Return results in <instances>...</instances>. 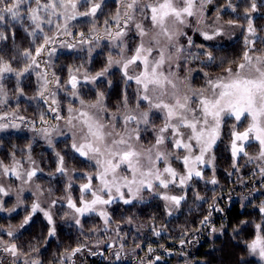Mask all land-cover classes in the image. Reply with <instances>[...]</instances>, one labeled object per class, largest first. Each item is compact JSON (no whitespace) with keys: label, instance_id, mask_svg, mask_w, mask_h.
Wrapping results in <instances>:
<instances>
[{"label":"trees","instance_id":"1","mask_svg":"<svg viewBox=\"0 0 264 264\" xmlns=\"http://www.w3.org/2000/svg\"><path fill=\"white\" fill-rule=\"evenodd\" d=\"M31 2L32 0H29V3ZM95 2L101 4L95 17H77L75 20L67 21V33H71L70 35L63 34L65 20L62 17H52L51 25L42 24L43 33L37 30L35 36L29 35L33 26L26 18L20 22L9 20L5 24H0V31H5L9 36L6 41H0V55L11 61L14 69H23L25 64L31 63V60L23 57L22 53L28 49L34 55L35 49L43 44L44 35L51 37L53 33L55 36L63 34V41L70 42L64 45L62 42V46L57 45L54 52L50 51L52 47L50 44L45 46L44 51L37 57L39 67L33 66L29 73L20 78L19 83L14 74H7L0 81L3 84V90L0 91V116L6 117L0 120V123L9 125L6 129L0 130L2 162L0 178L4 175L3 177H7L8 180L16 179V175L11 171L7 174L3 171V167L10 169L16 161L22 166L28 161L34 163L36 175L32 179L40 189L38 202L49 206V213L53 219V225H49L44 212L37 210L32 214L33 203H38L36 199L28 194L19 200L12 190L6 189L7 184L2 183L1 186L9 195L0 194V201L3 202L5 209L0 211V240L15 243L22 253L20 259L28 261L29 264L34 259L40 264L73 262V264H146L153 261L155 255L162 259L155 264H259L249 255L246 243L254 238L255 225L259 223L264 225V216L259 212L261 201L264 200V188L262 189L264 176L260 174V166L264 165L240 154L235 159L236 167H233L231 141L225 136L230 132V128L227 127L223 128L225 132L222 131L223 135L211 151L214 156L212 163L198 166L202 171V178L194 176L183 187L178 186V181L175 185L170 184L168 189L154 185L151 191L145 190L140 193L142 199H134L131 204L126 205L122 200L116 199L110 205L97 206L94 212L84 215L75 213V218L73 216L70 218L68 197L70 196L77 206H80V186L87 183L88 175L95 176L96 168L93 162L80 157L72 149L73 142L69 135L62 134L56 140L47 142L46 137L33 132L38 127L51 123L54 124L52 126L59 124L46 108L45 97L50 99V103H46L47 106H51L53 98L58 101L55 106L62 118L67 115L69 107L79 108L80 99L94 102L100 92L104 93L106 120H109L111 114L133 111L137 104L135 81H127L117 65H114L105 77L95 82L81 79L75 90L78 97L71 95L73 90L70 84L66 83L69 80L70 69L84 70L88 76H94L106 66L109 57L122 58L119 47L121 41L113 40L108 33L110 31L113 34L118 30L115 19L117 11L124 12V4L129 0ZM253 3L256 4V11H251ZM32 6H35L34 3ZM27 7L28 4L22 6V12ZM79 10L85 11L86 7L82 5ZM208 14L227 22L233 21L243 28L251 20L255 29L252 41L255 43L246 45L244 30L232 38L219 42L205 41L199 36H194L191 40L192 46L185 47L183 63L179 69L181 72L185 68L190 70L192 85L199 87L205 85L207 77L204 73L211 77L223 72L230 62H239L245 51L264 54V0H211ZM106 20L108 24H105ZM123 21H120L121 27ZM146 22L147 19L137 12L135 21L129 23L127 35L123 37V44L126 45L123 58H129L127 53L133 50L139 39L134 24L142 23L145 28ZM57 23L61 28H56ZM81 33L84 34L83 37ZM81 40L84 43H81ZM200 45L204 47L197 49ZM202 52H211L216 58L215 62L205 66L206 56L194 58ZM48 56L52 59L50 63ZM232 67L234 68L235 64H232ZM130 71L132 69L129 73ZM51 73L59 78V84L55 82L56 79ZM45 78L49 83L47 91L41 97L39 93L44 91ZM20 89L23 90V94L20 93ZM125 95L127 108L123 104ZM145 106V103L140 101V108ZM41 115L46 122L41 121ZM20 117L24 119L21 120ZM150 118L154 124L160 121V117L155 113L151 114ZM13 124L17 127H13ZM154 129L157 128L154 126L141 131L139 145L145 146L155 142ZM249 147H246V151L251 156ZM57 153L64 157L63 167L66 171L63 174L57 171L59 166ZM171 166L178 173L184 174L185 169L181 161L171 159ZM212 179L217 183H210ZM98 184L99 181L93 179V186L97 187ZM256 188L262 193H257ZM164 194L185 198L181 200L179 206H175L161 198ZM198 196L201 199H198ZM85 198L91 199V196ZM53 201L56 203L53 204ZM213 204L222 209L219 212L211 211L209 224L211 228L216 229L215 232L201 224L203 218L209 215L210 205ZM13 208L14 211H8ZM100 211L107 212L110 218L107 224L99 215ZM29 215H31L29 223L21 227L25 217ZM76 219L80 220L79 224H76ZM241 221L248 223L241 224ZM52 226L55 227V235L50 237L48 232ZM9 231L14 235L8 236ZM156 232H159V235H156ZM181 239L185 241L184 245H181ZM77 247H81L82 250L69 259V253ZM149 248L153 249L151 253L148 251ZM0 256H4L1 251Z\"/></svg>","mask_w":264,"mask_h":264},{"label":"snow or ice","instance_id":"2","mask_svg":"<svg viewBox=\"0 0 264 264\" xmlns=\"http://www.w3.org/2000/svg\"><path fill=\"white\" fill-rule=\"evenodd\" d=\"M205 2L210 3L211 0H129L124 4L122 27L120 12L117 11L115 19L118 30L114 35L110 31L108 34L112 36L113 40L121 41L119 47L122 58L109 57L106 66L101 71L94 76L86 75L85 80L95 82L105 77L109 70L117 65L126 80H134L138 86L136 109L140 108V101H144L147 104V110H133L122 117L111 114L106 123L101 115V113H107V108L103 103V92L97 94V99L94 102L80 99L81 107L79 109L69 107L70 115L67 118V123L73 129L78 128V139H74L71 147L80 157L93 162L96 168L95 176L88 175L87 183L80 186V206H77L70 196L68 197V207L75 213L84 215L94 212L97 206L110 205L116 199L122 200L126 205L131 204L134 199H142L140 193L145 190L151 191L154 185L168 189L170 184L175 185L178 181V186L183 187L194 176L202 178L203 174L198 166L206 163L211 164L214 160V156H209V153L220 138L225 117L234 118L237 123H240L242 118L249 120L243 131L236 130V124L232 126L230 150L234 161L233 167H236L235 159L240 154L248 156L250 160L257 159L264 162V54L253 56L245 51L239 62H230L229 66L223 69V73L215 79L211 78L208 73H204L207 77L205 86L199 89H193L190 84L186 83L187 77L181 78L171 70L173 61H179L181 54L185 51L183 46H178L176 40L178 36L186 35L181 31V26H187L189 17L196 16L198 12L202 14ZM32 3H34V7ZM25 4H28V7L22 12V6ZM82 5L86 7L85 11L79 10ZM100 8L101 4L95 0H32L31 3L29 0H0V24H5L9 20L20 22L26 18L33 26L29 35L35 36L37 30L43 33L42 24L51 25L52 17H62L65 20L63 25L65 34L70 35L71 33H67V21L75 20L77 17H95ZM251 11H256L255 3L251 5ZM137 12L141 13L144 19L150 21L153 30H155L154 35L145 45L143 38L149 33L142 23H135L134 27L141 42L136 47L134 54L125 59L123 53L126 45L123 44V37L127 35L126 29L129 23L135 21ZM41 13L47 15H41ZM228 23L233 24L234 22L228 21ZM105 24H108L107 20ZM55 26L57 29L61 28L59 23ZM247 30L250 34L255 35L251 20L248 22ZM26 31L28 30L26 29ZM222 34L218 29L214 30L212 34L207 31L201 32L205 40H212L215 36ZM80 35L83 37L84 34ZM8 38L5 31H0V41H6ZM54 40L55 37L44 35L43 44L35 49L34 55L32 51L25 49L22 56L30 59L31 63L25 64L23 69H14L11 61L5 60L3 55H0V81L7 74H14L19 83L20 78L29 73L33 66L39 67L37 57L44 51L45 46L53 43ZM81 43L84 41L81 40ZM245 43L246 45L254 44L255 41H249L246 38ZM188 45L192 46L190 38ZM199 47L203 48L204 46L200 45ZM154 51L157 53V57L150 59ZM200 55L206 56L205 66L216 60L211 52H202L194 58L199 59ZM232 64H235V68L232 67ZM132 65H143V68L136 75H130L129 68ZM165 65H167V69ZM176 67L179 68L180 64L176 63ZM72 71V69L69 70L68 84L73 90L71 95L78 97L75 90L79 81ZM55 82L59 84V78ZM48 83L49 81L45 78L44 91L39 93L41 97L47 91ZM108 83L111 84V81ZM2 90L3 84L0 83V91ZM20 93L23 94L22 89H20ZM45 102L47 103V101ZM51 104L56 105L58 101L53 98ZM123 104L127 108L126 95ZM50 110L57 111L56 108ZM154 110L163 114V126L154 129L156 137L151 146H138L140 126L144 125L145 128L150 126V113ZM5 118V116H0V120ZM20 119L24 118L20 117ZM40 119L42 122H46L43 115ZM55 119L60 120L62 117L57 114ZM120 120L123 123V131L116 130V122ZM130 125H134V127L129 128ZM8 126L6 123H0V130L6 129ZM12 126L17 127L15 124ZM42 131L46 136L49 134L47 128ZM253 141L259 147L256 157L249 156L246 151V147L250 146ZM168 145L171 147L169 148ZM206 156H209L208 160H205ZM57 157L59 162L57 171L63 174L66 171L63 167L64 157L59 153H57ZM29 159L31 158L29 157ZM171 159L182 162L185 169L184 174L178 173L171 166ZM16 164L19 165V161ZM161 164L164 165L162 169ZM3 171L5 174L11 171L18 179L21 178L16 167L11 169L4 167ZM260 174L264 176V166H260ZM35 175V169L28 171L25 182L30 181ZM93 179L99 181L97 187L93 186ZM210 183L216 184L217 181L212 179ZM68 187L70 188L71 185L69 184ZM0 194L9 195L3 186H0ZM86 196H91V199H86ZM161 198L172 205L179 206L185 197L164 194ZM197 198L201 199L199 196ZM55 203L53 201V204ZM38 209L43 211L38 203H33L32 214H35ZM4 210L3 202L0 201V211ZM14 210V208L8 209V211ZM212 210L222 211L215 204L210 205L209 215L203 218L202 225L210 227ZM259 212L264 216V204L260 205ZM43 214L48 224L53 225L50 213L44 211ZM99 215L104 218L107 224L110 219L107 212L100 211ZM30 219L31 215L26 216L21 227L28 224ZM75 222L79 224L80 220L76 219ZM247 223V221H241V224ZM255 230L254 238L246 243V248L250 254L259 256L264 261V225L256 224ZM210 231L215 232L216 229L210 227ZM155 234L159 235V232ZM7 235L13 236L14 233L9 231ZM48 235L50 237L55 235L54 226L50 227ZM180 243L184 245L185 241L181 239ZM0 245H3L0 247V251L10 254L13 258L22 255L15 243L8 244L0 240ZM35 250L38 251V249ZM81 250V247L72 249L68 258L70 259ZM148 251L151 253L153 249L149 248ZM117 259H119V254H117ZM159 259V256L155 257V260L150 264H155V261ZM13 264H16L15 259ZM24 264H29V262L25 261ZM31 264H40V262L34 259Z\"/></svg>","mask_w":264,"mask_h":264},{"label":"rangeland","instance_id":"3","mask_svg":"<svg viewBox=\"0 0 264 264\" xmlns=\"http://www.w3.org/2000/svg\"><path fill=\"white\" fill-rule=\"evenodd\" d=\"M208 7H209V2H205V5H204V8H203V11H202V14L201 13H197V15L196 16H194V17H189L188 18V24H187V26H181V31L183 32V33H185L186 35H180V36H178L177 38H176V40H177V44H178V46H183L184 48L185 47H187V48H189V45H188V40H189V38L192 40V38L194 37V36H199V37H201L202 39H204V37L201 35V32H203V31H207L209 34H212L213 33V31L214 30H220L223 34L222 35H219V36H215L212 40H215L216 42H219V41H222V40H226V39H228V38H232V37H234L235 35H238L240 32H242V30H244L245 31V38H247L249 41H252V38H253V35L252 34H250L249 32H248V30H247V27H248V25L246 26V27H241V26H239V25H237V24H229L227 21H224V20H222V19H220L219 17H216V16H213V15H209L208 14ZM122 11V10H121ZM121 13V17H123V11L122 12H120ZM123 19L121 18V20L120 21H122ZM124 22V21H123ZM147 27H145V29L148 31V33H149V35L148 36H146V37H144L143 38V40H144V43H145V45H147L148 43H149V41H150V38H151V36L152 35H154V31L155 30H153V28H152V25H151V23H150V21H148L147 20ZM122 26H123V23H122ZM64 30V29H63ZM62 30V31H63ZM115 33V32H114ZM114 33H113V35H114ZM64 35H65V33H63ZM63 34H62V36H59V35H56L55 36V33H53V35L51 36V37H55V42H56V45H54V42L53 43H51L50 45L52 46L51 48H50V51H52V49H56V46L58 45V46H62V42H63V45L64 44H67V43H70L69 41H63V39H64V37H63ZM59 36V37H58ZM109 38H111V37H109ZM138 40H137V42L134 44V48H133V50L131 51V52H129V53H127V57H131L133 54H134V52H135V49H136V47L140 44V42H141V38L138 36ZM74 41V40H73ZM75 41H76V39H75ZM206 41V40H205ZM86 44H93V43H89V42H86ZM74 45V44H73ZM87 46H90V45H87ZM198 48H200V47H198L197 46V49ZM172 51H174V49H172ZM52 52H54V51H52ZM250 55H253V56H256V55H258V54H254V53H249ZM46 57H47V54H46ZM155 57H157V53L154 51L153 53H152V56L150 57V59H152V58H155ZM48 58L50 59V57L48 56ZM47 60V59H46ZM183 53L181 54V58H180V60L179 61H173V65H172V71H174V72H176L177 73V75L179 76V77H181V78H184V77H187V81H186V83H188V84H190L191 85V87L193 88V89H199V88H203L205 85H201L200 87L199 86H194V85H192V83H191V80H190V70H188V69H183V72H181L180 71V69L179 68H177L176 67V63H179V64H181V63H183ZM50 61H52V59H50L49 61H48V63H50ZM139 63V62H138ZM142 68H143V65H139V66H137V65H132V66H130V68H129V70H131L132 69V71H130L131 73H129L130 75H136L139 71H141L142 70ZM165 68L167 69V65H165ZM235 68V67H234ZM73 71V75H76L77 76V79H78V81L79 82H81L82 80L81 79H83V80H85V76L87 75V72L86 71H84V70H79V71H76V69H72ZM223 72H221V73H219V74H216V75H214V76H211V78H213V79H215L218 75H221ZM52 74V73H51ZM53 75V74H52ZM54 77H55V75H53ZM88 76V75H87ZM55 79H57L56 77H55ZM66 83H68V82H66ZM78 86V85H77ZM183 87V86H182ZM136 88H137V90H138V86L136 85ZM45 99H46V101H47V103H50V99H49V97H45ZM143 103H145V108H139V109H136V108H134V110H136V111H143V110H147V104H146V102H144V101H142ZM44 104H45V106H46V108H48L49 109V111L52 113L51 115H53V117H55L57 114H59L60 116H61V114H60V112H59V110H58V108L55 106V105H53V104H51V106H47L46 105V102H44ZM81 107V105L79 106V108ZM51 108H56L57 109V111L56 112H53V111H51L50 109ZM78 108V109H79ZM69 109V108H68ZM75 109V108H74ZM77 109V108H76ZM129 112H133L132 110H130V111H128V113ZM125 112H123V114L122 113H118V114H116L118 117H122L123 115H125V114H128V113H125ZM156 114V115H158L159 117H160V121H159V123H156V124H154V122L152 121V118H150V120H151V124H150V126H148L147 128H145V126L144 125H141L140 126V133H141V131H144L145 129H150V128H152V127H156L157 129L158 128H160V127H162L163 126V123H164V119H163V114L162 113H160V112H158V111H153V112H151L150 113V115L151 114ZM119 114H122V116H119ZM69 115H70V113H69V111L67 110V115L64 117V118H62V119H60V120H57V123H59V124H56L55 126H52V125H54V124H49L48 126H44V127H38V128H36V132L33 130V132L34 133H39L41 136H43V137H46V141L48 142H52V141H54V140H56L57 138H59L60 136H62V134H64V135H69V137H71V140H72V142H74V139H78V128L77 129H73V128H71L69 125H68V123H67V118L69 117ZM101 115L104 117V113H101ZM62 117V116H61ZM104 120H105V122L107 123L109 120H106L105 118H104ZM120 122V123H119ZM119 122H116V130L117 131H123V123H122V120L121 121H119ZM248 123H249V120H248V118H242V120H241V122L240 123H237L235 120H234V118H230V117H227L226 119H224V126H223V124H222V128H221V134H220V137H221V135H223V133L225 132V131H223V128L224 127H227V129H229L230 128V132H227L226 133V135L225 136H227L228 138H230V141H231V139H232V137H231V132H232V126H233V124H236V130H238V131H243L246 127H247V125H248ZM21 123H19V125H20ZM131 127H134V125H130L129 126V128H131ZM27 128H29V127H26V129ZM45 128H47L48 129V132H49V134L46 136L45 134H44V132L42 131L43 129H45ZM30 129V128H29ZM119 129V130H118ZM222 131H223V133H222ZM148 132V131H147ZM152 144L151 143H148L147 145H145V146H143V147H149V146H151ZM138 146H141V145H138ZM248 151H249V153L251 154V156L252 157H256L257 155H258V152H259V147H258V144L255 142V141H253V142H251V145H250V147L248 148ZM209 156H212V154L211 153H209ZM209 156H206L205 157V160H208L209 159ZM257 159H251V161H256ZM258 162H260V163H262L263 165H264V162H262V161H260V160H257ZM17 162V161H16ZM16 162H14L13 163V166L11 167V168H13V167H16V169H17V171L21 174V178L20 179H18L17 178V176H15V180L13 179V180H8L7 179V177H1L0 178V186H1V184L3 183V184H7L6 185V189H8V190H12L14 193H15V196H17V198L19 199V200H22V198L25 196V195H28V194H30V195H32L34 198L33 199H36V202H38V196H39V191H40V189H39V187H38V185L34 182V180L33 179H31L30 181H28L27 183L25 182L26 180H27V176H26V173L28 172V171H31V170H33V169H35V165H34V163H32V162H30V161H28V163L26 162V165L24 164L23 166L19 163V165H17L16 164ZM31 167V168H30ZM160 167H161V169L164 167V165H160ZM4 168V167H3ZM10 168V169H11ZM264 187H262V189H263ZM257 193H262V191H260V190H257V188H256V190H255ZM38 204L40 205V209H42L43 211H41V210H39L40 212H44V211H47V212H50V209H49V206L46 204V203H39L38 202ZM46 204V205H45ZM261 204H264V200L263 201H261ZM260 204V205H261ZM51 208V207H50ZM70 218L73 216L74 218H75V212H73V210H71L70 209ZM260 224V223H259ZM7 243V242H6ZM8 244H11V243H8ZM3 246V245H2ZM1 245H0V247H2ZM1 252H3V251H1ZM249 252V251H248ZM119 253H121V250H119ZM3 254H4V256H0V259H1V263L0 264H9V262L10 263H13V260L15 259V261H16V263H21V264H24V262L26 261V260H24V259H20L21 257H18V258H13L10 254H8V253H5V252H3ZM118 254V253H117ZM249 255L251 256V257H253L256 261H258L259 262V264H264V261H262L260 258H259V256H254V255H252V254H250L249 253ZM155 257H157L156 255L154 256V260H155ZM23 258V257H22ZM72 259V258H71ZM153 260V261H154ZM73 261H74V257H73ZM162 261V259L160 258L158 261H155V263L156 262H161ZM150 262L151 261H148V262H146V264H150ZM74 263V262H73ZM72 263V264H73ZM66 264H70V263H66ZM185 264H188V263H185Z\"/></svg>","mask_w":264,"mask_h":264}]
</instances>
